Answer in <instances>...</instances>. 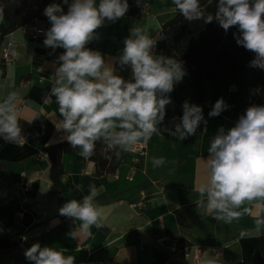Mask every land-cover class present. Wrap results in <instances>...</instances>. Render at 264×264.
Listing matches in <instances>:
<instances>
[{
    "label": "crops",
    "instance_id": "crops-1",
    "mask_svg": "<svg viewBox=\"0 0 264 264\" xmlns=\"http://www.w3.org/2000/svg\"><path fill=\"white\" fill-rule=\"evenodd\" d=\"M146 3L147 8L140 9L138 16L127 12L115 23L106 22L96 30L99 39L86 47L100 51L107 60L121 54L123 41L133 26L157 35L175 15V5L173 0ZM0 24L7 25L3 17ZM32 25L43 32L30 37L19 28L0 39V102L10 92H17L23 101L20 120L31 123L41 115L52 126V132L41 140L26 135L23 146L0 138V236L16 242L14 248L0 251V264H32L24 252L37 242L58 251L67 249L64 255L74 256L75 261L93 259L103 264H152L159 258L166 259L164 264H195L197 252L201 253L198 264L205 260H219L222 264L249 260L264 236V229H255V209L252 215H244L230 225L216 222L197 208L196 187L207 179L205 159L218 129L234 127L249 107L254 70L249 64L253 59H247L244 70L228 83L202 80L201 102L188 84L187 72L174 85L181 114L169 120L167 128L171 130L179 122L185 101L202 107L206 128L201 123L195 135L182 141L169 134H154L147 144L136 145V150L121 151L115 161L118 167L110 175L98 176L95 163L81 157L79 150L63 153V173L54 187L48 155H38L47 154L48 146L66 140L54 123L60 119L56 98L52 96L44 102L59 66L57 57L65 50L53 51L44 46L43 33L51 27L49 21L36 20ZM9 44L22 58L6 63L2 54ZM220 98L228 108L210 117L209 112ZM152 157H164L167 163L153 168ZM21 172L31 177L26 191L14 185ZM90 185L99 190L95 203L104 211V227L93 226L90 236L73 238L68 234L80 221L61 216L58 210L69 199L82 201ZM241 231L247 233L243 239L239 238ZM178 245L184 246L182 251ZM212 249L221 251L222 256L212 253Z\"/></svg>",
    "mask_w": 264,
    "mask_h": 264
},
{
    "label": "clouds",
    "instance_id": "clouds-1",
    "mask_svg": "<svg viewBox=\"0 0 264 264\" xmlns=\"http://www.w3.org/2000/svg\"><path fill=\"white\" fill-rule=\"evenodd\" d=\"M138 6L144 0H136ZM44 9L51 27L44 31L43 44L55 51H65L57 57L50 92L45 96L56 98L60 119L54 122L57 131L64 134L70 146L87 159L101 143L119 156L139 143L147 144L155 135L167 132L184 140L195 135L201 123L207 125L201 106L185 101L183 115L169 130L163 122L166 106L172 103L170 93L174 85L186 75L184 62L173 56L156 54L160 34L133 26L123 41L121 54L106 58L98 50L86 45L99 39L96 30L115 23L129 10L128 0H63ZM176 10L192 23L213 21L227 33L235 27L236 43L255 54L249 66L264 70V0H217L215 11L209 12L200 0H173ZM4 8L0 7V17ZM19 60L21 53L13 50ZM130 69L131 78L124 79L118 69ZM22 98L15 91L0 102V138L7 143L23 146L27 137L19 124ZM228 108L223 98L218 99L209 112L220 115ZM34 119V118H33ZM32 121V120H31ZM28 121V122H31ZM153 168L164 166V157H152ZM207 179L197 185V208L216 222L231 224L244 215H252L256 231L264 229V105H252L239 117L234 127L219 128L213 137L205 159ZM80 189V185H76ZM99 190L90 185L82 201L67 200L59 214L80 221L70 232L73 238L91 235V228L104 227V211L95 203ZM247 233L241 231L239 238ZM26 239V238H25ZM67 249L55 250L34 243L24 252L32 264H74V256H65ZM203 264H222L219 260H205Z\"/></svg>",
    "mask_w": 264,
    "mask_h": 264
},
{
    "label": "trees",
    "instance_id": "trees-1",
    "mask_svg": "<svg viewBox=\"0 0 264 264\" xmlns=\"http://www.w3.org/2000/svg\"><path fill=\"white\" fill-rule=\"evenodd\" d=\"M146 1L144 0V2ZM128 2L130 5L128 14L138 16L140 6L137 5L136 0H128ZM200 2L207 11H215L217 0H200ZM51 3H60L64 11H67L68 6L63 4V0H0V7L4 8L3 18L7 22L6 26L0 24V39L36 20L48 22V18L44 15V9ZM236 31L237 29L233 27L226 33L215 21L207 24L203 21L190 23L183 18L175 7V15L160 27L158 34L162 35L163 39L158 40L155 52L156 54L173 56L184 62L188 84L194 90L197 101L201 102L203 100L202 80L228 83L244 70L247 59L255 58L253 52L236 43L233 35ZM116 67L118 74L124 79L131 78L130 69L119 70V66L116 65ZM169 95L172 103L166 106L163 122L166 127L169 120L181 114V109L175 102V88ZM252 105H264V70L257 67H254L252 72L250 85L249 107ZM19 124L24 136L34 137L36 140L48 137L52 132V126L41 115H37L31 123L19 120ZM167 134L165 132L161 135ZM70 151L75 150L67 140L47 147L50 178L54 187L60 182L63 173L62 154ZM90 160L95 163L98 176L114 174L118 167L115 162L114 151L99 142ZM15 246L16 242L0 236V251ZM183 247L179 246L180 249ZM165 260V258H159L152 264H164ZM236 264H264V236L260 237L252 257Z\"/></svg>",
    "mask_w": 264,
    "mask_h": 264
},
{
    "label": "built area",
    "instance_id": "built-area-1",
    "mask_svg": "<svg viewBox=\"0 0 264 264\" xmlns=\"http://www.w3.org/2000/svg\"><path fill=\"white\" fill-rule=\"evenodd\" d=\"M144 5H148L146 2H144ZM145 9L147 7H142L140 6V9ZM25 32L30 36V37H35L37 34H41L43 31L40 29H36L32 23L27 24L25 26L22 27ZM15 50L14 45L13 44H9L4 50H3V54H2V59L4 62H10L13 60V56H12V51ZM133 150L137 149V146H134V148H132ZM38 157L43 158V157H47L46 153H41L38 155ZM86 160H90V157L87 158ZM30 181H31V177L27 176L25 174V172H21L20 176L18 178L17 181L14 182V185L20 189L21 191H26L29 189L30 186ZM180 251H182V249H180ZM212 253L218 255V256H222V252L218 251L216 249H212ZM187 256V254H186ZM201 259V253L197 252L195 257H194V261L195 264H198L199 261ZM74 264H103V262L101 261H97V260H93V259H87V260H83V261H75L74 260Z\"/></svg>",
    "mask_w": 264,
    "mask_h": 264
}]
</instances>
